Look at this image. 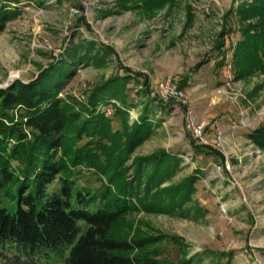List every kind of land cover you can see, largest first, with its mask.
<instances>
[{
	"label": "rangeland",
	"instance_id": "1",
	"mask_svg": "<svg viewBox=\"0 0 264 264\" xmlns=\"http://www.w3.org/2000/svg\"><path fill=\"white\" fill-rule=\"evenodd\" d=\"M42 2L24 4L0 31V85L10 78L32 79L69 41L83 39L94 47L103 46L105 64L77 65L59 95L82 99L107 76L122 74L119 65L145 75L148 93L163 106L153 108L159 123L125 163L156 149L177 153L178 170L159 187L180 181L194 168L200 170L191 201L179 213L131 211L117 227L128 234L179 237L185 256L205 250L224 252V264H264V150L244 137L264 122V58L262 69L237 78L231 60L235 42L241 38L239 27L257 19H239L236 7L251 0H168L152 12L140 7L141 0ZM223 29L226 32L220 36ZM11 73L15 75L10 77ZM142 87L132 79L126 84L127 125L140 112ZM169 88L179 90L180 96H168ZM106 108L111 128L120 129L122 119L112 114L110 105L96 110L103 113ZM186 122L201 125L198 137ZM190 140L201 149L190 147ZM205 146L219 152L222 160L207 153ZM77 169L72 176L77 187H98L89 169ZM47 187L55 189L57 182ZM191 204L197 205L199 213ZM0 205L8 212L16 206L15 201ZM160 247L161 257L180 256V249L168 240ZM67 250L27 254L15 244L0 243V263L29 259L35 264H59Z\"/></svg>",
	"mask_w": 264,
	"mask_h": 264
},
{
	"label": "trees",
	"instance_id": "2",
	"mask_svg": "<svg viewBox=\"0 0 264 264\" xmlns=\"http://www.w3.org/2000/svg\"><path fill=\"white\" fill-rule=\"evenodd\" d=\"M167 1L141 0L140 7L152 12ZM27 3L43 2L0 0V31ZM236 9L241 20L257 16L239 27L241 38L231 58L237 78L262 69L264 2L251 0ZM225 32L220 31V36ZM106 54L103 46L94 47L91 41H69L32 79H15L0 88V204H16L12 212L0 205V243L15 244L27 254L68 249L59 264H224V252L204 250L185 256L186 247L179 237L128 234L117 227L131 211L179 213L191 201L200 170L194 168L180 181L159 187L178 170L177 153L156 149L125 163L159 123L153 118V108L163 106L148 93L145 75L119 65L122 74L107 76L89 88L84 98L59 95L77 65L105 64ZM130 79L143 86L138 92L144 99L139 100L137 119L127 125L124 90ZM106 105L122 119L120 129H112L110 119L96 110ZM244 137L264 150V122ZM189 143L194 150L201 149L202 145ZM203 148L222 160L219 152ZM77 168L89 169L98 187H77L72 178ZM53 181L57 187L48 190ZM192 206L199 213L197 205ZM163 240L175 244L180 256L173 260L161 257ZM18 264L35 263L28 259Z\"/></svg>",
	"mask_w": 264,
	"mask_h": 264
},
{
	"label": "built area",
	"instance_id": "3",
	"mask_svg": "<svg viewBox=\"0 0 264 264\" xmlns=\"http://www.w3.org/2000/svg\"><path fill=\"white\" fill-rule=\"evenodd\" d=\"M168 96L171 95V96H180V92L179 90H176V89H172V88H169L168 91ZM103 113L105 116H108V114L110 113L109 110L106 108L105 110H103ZM200 126L201 125H193L192 123L190 122H186V127L191 130L193 133H194V136L198 137L199 136V133H200Z\"/></svg>",
	"mask_w": 264,
	"mask_h": 264
},
{
	"label": "water",
	"instance_id": "4",
	"mask_svg": "<svg viewBox=\"0 0 264 264\" xmlns=\"http://www.w3.org/2000/svg\"><path fill=\"white\" fill-rule=\"evenodd\" d=\"M15 78L10 79L9 82L4 83L3 85H0V88L6 87L10 82H12Z\"/></svg>",
	"mask_w": 264,
	"mask_h": 264
},
{
	"label": "bare ground",
	"instance_id": "5",
	"mask_svg": "<svg viewBox=\"0 0 264 264\" xmlns=\"http://www.w3.org/2000/svg\"><path fill=\"white\" fill-rule=\"evenodd\" d=\"M14 75H15V74L11 73L10 77H13ZM10 79H12V78H10Z\"/></svg>",
	"mask_w": 264,
	"mask_h": 264
}]
</instances>
